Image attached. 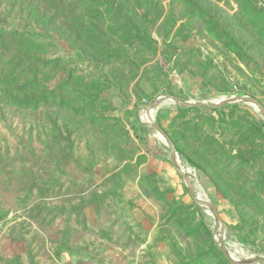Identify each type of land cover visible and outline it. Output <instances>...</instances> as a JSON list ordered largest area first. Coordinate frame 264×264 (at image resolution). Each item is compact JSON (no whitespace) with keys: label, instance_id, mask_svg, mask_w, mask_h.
Wrapping results in <instances>:
<instances>
[{"label":"rangeland","instance_id":"rangeland-1","mask_svg":"<svg viewBox=\"0 0 264 264\" xmlns=\"http://www.w3.org/2000/svg\"><path fill=\"white\" fill-rule=\"evenodd\" d=\"M76 3L50 20L43 3L0 0V33L55 39L44 104L41 73L29 102L0 94V259L231 264L223 244L264 259V117L239 100L264 108V0ZM169 95L182 104L151 115L189 184L146 114Z\"/></svg>","mask_w":264,"mask_h":264},{"label":"trees","instance_id":"trees-1","mask_svg":"<svg viewBox=\"0 0 264 264\" xmlns=\"http://www.w3.org/2000/svg\"><path fill=\"white\" fill-rule=\"evenodd\" d=\"M31 1H35L38 4L43 3L46 9L52 11L49 17L50 20L55 19L58 14H62L65 10H67L69 14L77 10V0ZM91 1L93 2V0ZM37 7L38 5H35V10H37L36 15L33 16L35 19L39 13L43 12L42 10H38ZM46 17V15L42 16V18ZM60 17H62V15L59 16V18ZM36 23H38V20ZM75 25L74 22L68 26L72 34L77 33ZM62 35L63 34H58L59 37H62ZM77 36L79 35L77 34ZM42 38L43 39L39 41L37 35L31 34L28 30L26 31L24 29L21 31L19 29L6 30L0 33V77L1 80L4 79L0 85V94L3 96L13 95L16 99L18 94L24 93L27 96H25L20 103L29 102L33 99L32 96H29V90L31 86L35 84V81H37V79L39 80L38 76L39 73H41L43 77L42 80L41 78L39 80L42 83L40 84V89H45V91L43 93L40 92V94L36 96V100L44 104L46 97H48V93L51 91L46 84L51 75L48 74V76L45 77V73H47L49 66H47L45 62L43 63L42 59H47L49 57L48 50H45V46L52 45L49 43L51 41L54 42L55 39L51 35H44ZM73 41L78 42L80 39L75 37ZM56 61L65 62L63 59L61 60L59 58ZM58 85L62 86L63 84L59 83Z\"/></svg>","mask_w":264,"mask_h":264},{"label":"water","instance_id":"water-1","mask_svg":"<svg viewBox=\"0 0 264 264\" xmlns=\"http://www.w3.org/2000/svg\"><path fill=\"white\" fill-rule=\"evenodd\" d=\"M236 98L235 97H231L229 99H223L221 100V102L216 105V106H213V105H209V107H217V106H220V105H223L225 104L226 102H230V101H233L235 100ZM166 100H174L176 101L178 104H182V100L174 97V96H167L165 97V99L163 101H154L152 102L149 106H146V114H147V117L149 119V121L153 124V126L157 129V131L159 132V134L161 135V137L169 144V151L171 153V162H172V165L173 167L175 168V170L185 179V181L187 182V184H189V180L187 178L186 175L183 174V172L181 171V169L176 165V162H175V156L178 155V152L176 151L175 147L173 146V144L171 143V140L169 138V136L167 135V133L160 127L159 124H157L154 120H153V117L151 115V108L154 107V106H157L159 104H161L162 102L166 101ZM239 100H245V101H248V102H251L255 105H257L258 109L260 110L261 114L263 115L264 117V108L263 106L254 98H247V97H240ZM200 104H197V103H192V104H189L188 106L189 107H196ZM189 194L190 196L193 198V201L196 203V204H204V205H208L211 207L212 209V212L214 214V216L217 218V211H216V208L215 206L212 204V203H209L207 201H204V200H199L197 199L192 190L189 188ZM222 251V254L224 255V257L231 263V264H248V263H245V262H240V261H237V260H233L231 259V257L229 256L226 248H225V245L223 244V247L221 249ZM261 262H264V259H257L255 262H253L254 264L255 263H261Z\"/></svg>","mask_w":264,"mask_h":264},{"label":"crops","instance_id":"crops-1","mask_svg":"<svg viewBox=\"0 0 264 264\" xmlns=\"http://www.w3.org/2000/svg\"><path fill=\"white\" fill-rule=\"evenodd\" d=\"M0 264H7V263H5L4 261H2V260L0 259Z\"/></svg>","mask_w":264,"mask_h":264},{"label":"bare ground","instance_id":"bare-ground-1","mask_svg":"<svg viewBox=\"0 0 264 264\" xmlns=\"http://www.w3.org/2000/svg\"><path fill=\"white\" fill-rule=\"evenodd\" d=\"M148 118V117H147ZM162 138V137H161ZM188 168V167H187ZM182 171V170H181ZM201 196V195H200ZM239 250V249H238Z\"/></svg>","mask_w":264,"mask_h":264}]
</instances>
